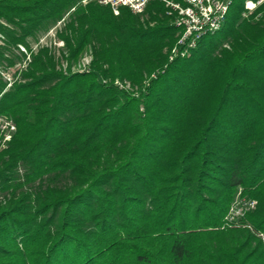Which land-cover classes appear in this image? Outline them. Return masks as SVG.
Here are the masks:
<instances>
[{
    "label": "trees",
    "instance_id": "1",
    "mask_svg": "<svg viewBox=\"0 0 264 264\" xmlns=\"http://www.w3.org/2000/svg\"><path fill=\"white\" fill-rule=\"evenodd\" d=\"M84 1L0 0L10 66L62 21L65 42L9 91L0 78L17 126L0 152V264H264V3L245 18L233 0L169 62L182 30L162 1L140 16ZM239 195L258 203L247 227L226 223Z\"/></svg>",
    "mask_w": 264,
    "mask_h": 264
},
{
    "label": "built area",
    "instance_id": "2",
    "mask_svg": "<svg viewBox=\"0 0 264 264\" xmlns=\"http://www.w3.org/2000/svg\"><path fill=\"white\" fill-rule=\"evenodd\" d=\"M32 1V0H25ZM98 4L110 7L116 16H120L123 8L128 9L134 15H144L149 5L155 0H94ZM162 1L169 9L170 14L177 16L176 26L182 30L177 46L172 50L171 60L179 55H184L186 51L193 50L197 47L199 41L208 35H214L219 32L223 27L226 17L229 13L233 0H159ZM89 0H85L87 4ZM260 2L259 4H261ZM259 4L253 2H246L245 13L252 12ZM63 22H60L56 27L51 29L48 34L40 39V42L31 47L33 51L28 50L23 45H18L14 51L21 57L20 61H16L14 65L10 66L6 60L0 58V78L6 84L5 92L9 91L16 82L22 80L21 75L24 71L28 70L32 62V54L38 53L40 49L49 47L46 42L48 37L57 36V32L61 30ZM1 24L8 26L5 22ZM6 37L0 32V47L6 46ZM55 46L64 48L65 43L61 40L55 41ZM182 49V50H181ZM60 53V49L58 50ZM6 59H12L9 52L5 54ZM93 62V54L90 51L87 53L80 62L77 72L89 71ZM124 85H122L123 87ZM126 88H130L128 84ZM17 133V126L14 120L5 114L0 113V152L9 148L15 135ZM258 206L257 201L243 198L240 195L233 204L227 218L226 223L228 226L247 227L241 224V220L248 214L256 210ZM250 227V226H249Z\"/></svg>",
    "mask_w": 264,
    "mask_h": 264
},
{
    "label": "rangeland",
    "instance_id": "3",
    "mask_svg": "<svg viewBox=\"0 0 264 264\" xmlns=\"http://www.w3.org/2000/svg\"><path fill=\"white\" fill-rule=\"evenodd\" d=\"M246 2H253V3H255L256 5L257 4H259L260 2H262L261 4H263L264 3V0H259L258 2H254V1H252V0H248V1H246ZM246 2H245V4H246ZM261 4H259L258 6H260ZM258 6H257V8H258ZM256 8V9H257ZM244 9H245V7H244ZM256 9L252 12V14L256 11ZM146 14V13H145ZM144 14V15H145ZM252 14H250V13H248L246 16H244L245 18H247V17H249L250 15H252ZM45 36V35H44ZM44 36H42V37H40L39 38V40L38 41H32V46L33 47H35L39 42H40V39L41 38H43ZM56 40H59L58 39V32H57V36L56 37H54V36H51V37H48L47 39H46V42L49 44V48H51V49H53L55 52H56V55H57V57L59 58V57H61V53H62V50H64L65 49V47L64 48H59V47H61V46H59L58 47V45L57 46H55V41ZM62 41V40H61ZM62 42H64V41H62ZM65 43V42H64ZM60 49V53H59V50ZM174 48H172L171 50H169V51H167V53H168V57H169V62H172V60H171V55H172V50H173ZM90 51H87L85 54H84V56L87 54V53H89ZM66 53V52H65ZM83 56V57H84ZM82 57V58H83ZM82 58L80 59V61L76 64V65H74L73 67H72V72L73 73H76L77 71H78V67L80 66V62L82 61ZM63 65H64V71H67V69H68V65L66 64V63H64V61H63ZM92 65V64H91ZM77 70V71H76ZM23 76L24 75H21V78H22V80H20V82H22L23 81ZM16 83H19V82H16ZM129 85V87L131 88V85L130 84H128ZM14 87V86H13ZM12 87V88H13ZM11 88V89H12ZM129 88V89H130ZM128 89V88H127ZM10 90V89H9Z\"/></svg>",
    "mask_w": 264,
    "mask_h": 264
}]
</instances>
